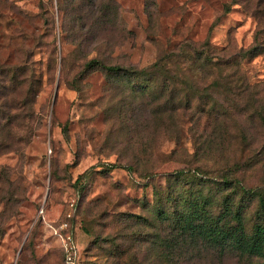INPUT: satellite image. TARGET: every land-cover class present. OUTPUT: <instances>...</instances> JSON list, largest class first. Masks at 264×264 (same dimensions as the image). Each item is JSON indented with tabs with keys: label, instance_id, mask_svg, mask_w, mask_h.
<instances>
[{
	"label": "rangeland",
	"instance_id": "1",
	"mask_svg": "<svg viewBox=\"0 0 264 264\" xmlns=\"http://www.w3.org/2000/svg\"><path fill=\"white\" fill-rule=\"evenodd\" d=\"M255 1L0 0V264H61L49 224L73 201L82 264H264V257L201 244H185L171 256L161 223L109 226L101 215L152 219L165 206L154 192L181 170L195 173L181 183L206 195L214 212L221 209L223 179L238 199L241 186L264 192V126L249 118L264 109V54L241 60L251 89L218 97L230 136L214 134L203 150L188 133L177 145L155 125L146 94L135 99L100 69L81 72L91 57L145 69L172 48L205 39L231 58L254 44L255 30L264 32V8ZM142 142L161 152L149 157L157 166L153 178L128 169ZM45 206L46 224L38 221ZM258 209L253 199L244 216L249 232Z\"/></svg>",
	"mask_w": 264,
	"mask_h": 264
},
{
	"label": "trees",
	"instance_id": "2",
	"mask_svg": "<svg viewBox=\"0 0 264 264\" xmlns=\"http://www.w3.org/2000/svg\"><path fill=\"white\" fill-rule=\"evenodd\" d=\"M233 1L236 3L240 0ZM255 2H258V5L262 4L264 8V0ZM225 9L230 12L229 8ZM260 11L262 10L257 9L253 12L254 16L257 17ZM253 39L254 44L250 48L239 53L235 52L231 58L227 57L225 51L213 48L205 39L200 44L182 43L159 56L145 69L106 65L97 57H91L83 62L81 72L85 75L83 77H86L89 73L100 69L106 74L108 82H111L113 77L116 78L117 83L120 81L122 91L129 87L135 99L146 94L149 102L148 117L155 125L165 134L173 137L177 145L181 144L185 133H188L192 137L193 144L201 146L199 150H203L216 141L214 134L222 138L230 136L224 119L227 111L218 101V97L232 92L243 94L251 89L252 84L246 78V73L241 70V60L264 54V32L255 30ZM72 85L75 86L74 83ZM30 101L27 99L24 103L27 107V118L33 115V105ZM263 116L264 109L259 107L251 112L249 118H258L264 126ZM4 145L8 146L7 143ZM143 145L142 142L141 147L133 155L134 163L129 164L128 169L139 174L140 177L153 178L158 175L157 166L152 164L149 157L153 153L161 154V152L157 149L148 151ZM111 167L118 166L111 164ZM189 171H176L167 176L177 175L173 179L167 178L164 191L154 192L157 202L163 198L165 206L160 205L156 208V215L152 219L125 212L110 214L105 211L101 215L109 226L125 223L130 227L143 221L161 223L170 233L169 239L162 245L171 256L175 250L185 244H201L217 249L223 254L238 252L247 256L264 257V192L241 186L244 196L238 199L237 190L231 186V181L223 179L219 196L221 209L214 212L206 195L200 192L194 194L189 191L190 188H185L181 183L182 178L189 177L187 173L196 177L195 173ZM253 199L259 200L260 209L256 212L252 231L249 232L244 216ZM247 201H251L250 205ZM38 221L45 223L41 217ZM98 239L99 236L94 242H98ZM60 252L61 264H64L61 248ZM80 264H82L81 258Z\"/></svg>",
	"mask_w": 264,
	"mask_h": 264
},
{
	"label": "built area",
	"instance_id": "3",
	"mask_svg": "<svg viewBox=\"0 0 264 264\" xmlns=\"http://www.w3.org/2000/svg\"><path fill=\"white\" fill-rule=\"evenodd\" d=\"M45 209L46 207H43L39 212V218L41 217L43 220ZM76 209V202H70L68 209L64 211L63 215L49 224V227L56 236L59 247L62 250L64 264H80V258L77 253L78 247L75 241V229L74 226H72Z\"/></svg>",
	"mask_w": 264,
	"mask_h": 264
}]
</instances>
